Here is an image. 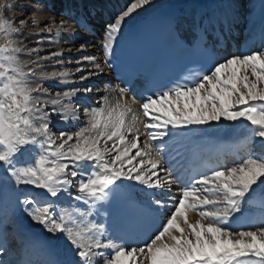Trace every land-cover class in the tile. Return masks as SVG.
I'll use <instances>...</instances> for the list:
<instances>
[{
    "label": "snow or ice",
    "instance_id": "6c2138e0",
    "mask_svg": "<svg viewBox=\"0 0 264 264\" xmlns=\"http://www.w3.org/2000/svg\"><path fill=\"white\" fill-rule=\"evenodd\" d=\"M151 2L133 0L108 25L101 45L105 56H111L126 18ZM4 9L5 5H0V169L15 185L40 190L21 200L33 222L52 235L62 234L82 264H93L96 257L98 264H264V226L233 231L229 223L242 210L254 186L264 183V151L250 154L235 166L219 167L189 180L171 205L163 198H154L151 202L158 209L169 211L160 227L140 244L118 242L107 236L104 223L88 219L96 204L107 201L122 179L159 190L162 195L171 191L178 179L162 166V158H153L152 153H163L165 137L176 130L221 119H243L255 136L264 139V47L233 53L192 81L176 82L143 95L139 107L147 138L142 144V133L135 127L139 117L127 103L110 105L107 96L101 106L86 113V127L56 135L46 111L49 103L61 104L60 111L68 112L72 106L63 102L79 90L56 92L50 100L35 95L48 93V89L30 85L28 77L35 75L36 69L24 70L18 58L22 43L13 38L28 21L20 19V27H15L13 21L4 18ZM66 23L61 21L57 34ZM41 31L51 33L53 29ZM86 50L85 46L78 49ZM84 59L96 71L82 75L81 80L104 72L97 57ZM69 74L65 70L42 73L41 77L63 80ZM126 92L120 89L122 99L126 100ZM131 99L136 102V97ZM129 113H133L131 122L127 121ZM69 118L62 116L64 120ZM69 189L78 193L76 200L89 205V211L62 209L56 215L47 197H58ZM196 209L203 210L199 211L200 219L192 222L189 213Z\"/></svg>",
    "mask_w": 264,
    "mask_h": 264
},
{
    "label": "bare ground",
    "instance_id": "6f19581e",
    "mask_svg": "<svg viewBox=\"0 0 264 264\" xmlns=\"http://www.w3.org/2000/svg\"><path fill=\"white\" fill-rule=\"evenodd\" d=\"M261 2L264 3V0ZM128 3H130L129 0H15L13 2L15 5L13 17L17 19L16 27H20V19L28 21L21 32V39L24 44L23 63L28 68L36 69L34 87L42 85L43 88L48 89V93L39 92L35 95L42 100H50L56 92L79 90L71 100L63 102V104L70 102L72 105V110L68 112L60 111L63 107L61 104L53 106L49 103L48 109L57 108L55 113L48 111L53 114L49 118L54 128L69 132L70 127H74L75 130L86 127V113L101 106L104 103L102 98L107 96L110 105L115 106L119 101L122 105L127 103L133 109V113L139 117L135 122V127L139 128L142 133L140 143L142 144L147 138V133L143 132L144 128L141 123L144 117L139 107L140 102L136 100L134 103L131 99L132 96L128 93L124 94L126 100L121 98V86L111 80L106 67L107 56L101 47L102 43L99 46L100 42L92 41L93 34H99L97 29H101L100 26L107 28L115 20L113 19L115 13L126 9ZM246 3L245 0H152L149 5L126 18L113 47L140 19L155 15L161 9L171 14H177L179 29L183 32L197 24L208 26L206 24L208 21L210 25H217L222 37L228 38L230 43L228 44L229 48H214L215 63L233 53H249L252 49H258L264 45L262 43L264 40V6L259 2L250 0L248 11L246 9L248 6H244ZM74 12L78 14L75 24L59 17V15L65 14L70 16L69 14L72 15ZM120 13L122 12L120 11ZM91 19L97 20V23H93ZM100 20L104 25H100ZM61 21L67 23L65 29L57 34L56 28ZM244 23L245 25L242 26ZM48 27L53 29L51 33L41 31V29ZM242 27L245 29L242 30ZM241 33L242 39L237 40L236 37ZM103 38L105 40L106 35ZM94 44L98 46H94ZM81 46H85L87 50L78 51ZM98 48H100L99 52L97 51ZM54 52H62L63 54L52 56L51 54ZM96 53L101 55L97 56ZM88 56L97 57V62L104 68V72L81 80L82 75L87 76L89 72L96 71L94 65L84 59ZM77 69H81V71H77ZM65 70L69 71L70 74L63 80L43 79L41 77L42 73L63 72ZM95 80H101V82H95ZM88 88L91 91L85 92L84 89ZM82 108L84 111H81ZM133 113L128 114V120L131 121ZM64 115H68L70 118L68 120L61 119ZM253 147L258 152L259 150L264 151V139L253 134L249 122L243 119L237 121L221 119L219 122L176 130L174 134L165 137L163 153L157 156L154 150L152 155L153 158H162V166L176 177L179 171L184 170L186 172L189 170L191 165L187 167V163L203 161L207 157L216 158L217 168L225 167L228 164V167L235 166L237 163L235 159L240 156L245 158L250 154H260L255 153ZM231 151H236L237 155L231 156ZM219 152H221L220 156L216 157ZM132 154H135V150ZM117 186L131 194L144 206L159 212L162 221H164L169 209H158L151 201L154 198H163L166 204L171 205L172 201L180 195L178 188H183L185 182L178 180L172 186L171 191L164 195L159 190L146 189L137 182L128 179L118 181ZM39 191L32 187L15 185L10 175L0 169V236L7 233L5 230H11L8 233L12 232L14 238L11 243L8 241L7 249L0 252V263L19 264L26 259L32 262L31 264H36L40 263L42 257L47 255L51 264H82L62 234L52 235L41 225L33 222L26 214L27 206L23 205L21 200L25 196H32ZM77 195L78 193L74 189H69L67 192H61L58 197H47V199L54 207L56 215H59L62 209L81 208L84 211H89L87 203L75 199ZM102 206L103 202L97 203L95 210L88 219L104 223L108 237L121 243L136 245V239L123 242L113 235L111 227H108L109 224L105 220ZM200 210L203 209L193 210L189 213V219L192 222L200 219ZM244 214H247L248 224L253 230L264 226V183H258L254 186L253 191L246 197L242 210L234 214L230 220V227L233 231L244 230L238 229L233 223L236 216ZM98 262L99 257L94 258L93 264H98Z\"/></svg>",
    "mask_w": 264,
    "mask_h": 264
},
{
    "label": "rangeland",
    "instance_id": "374dc122",
    "mask_svg": "<svg viewBox=\"0 0 264 264\" xmlns=\"http://www.w3.org/2000/svg\"><path fill=\"white\" fill-rule=\"evenodd\" d=\"M130 1V3L131 2H133V0H129ZM247 3L246 4H244V6H248L249 4H248V2L250 1V0H245ZM254 1H256V2H259L260 4H262L263 6H264V3L263 2H261V1H263V0H254ZM13 2H15V0H0V5H5V9L3 10V16H4V18L5 19H9V20H11V21H13V24H14V26L16 27V23H17V19L16 18H14L13 16H14V14H13V11H14V9H15V5L13 4ZM130 3H128L129 5H130ZM129 5H127V6H129ZM261 5V6H262ZM245 7V8H246ZM248 8H249V6L246 8L247 10H248ZM125 9V8H124ZM124 9H122V10H120L121 12L124 10ZM120 11H118V12H116L115 14V16H113V19H116V17H117V15L120 13ZM249 11V10H248ZM121 14V13H120ZM78 16V14H73L72 16H67V15H59V17L60 18H62V19H64V20H69L70 22H74V24L76 23V17ZM92 20V19H91ZM93 21V23H97L96 21L97 20H95V19H93L92 20ZM99 23H101L100 25H104V23H102V21L100 20L99 21ZM245 25V23L244 24H242V26H244ZM247 25V24H246ZM94 28V27H93ZM100 28L101 29H97L98 30V32H99V34H93V38H92V41H97V43H103L104 41V38H103V36H105V35H103V34H105V30L107 29L105 26H100ZM245 29V27H242V30H244ZM101 33V34H100ZM22 34L21 33H18V34H16L13 38L14 39H17L18 41H20L21 43H22V36H21ZM242 34H239V36H237V40H241L242 39V36H241ZM264 39V38H263ZM262 39V40H263ZM0 42H3V37L2 36H0ZM99 43V44H100ZM263 44H264V40H263V42H262ZM98 44V45H99ZM24 44L22 43V46H23ZM93 45V44H92ZM97 44H94V46H98ZM260 45V44H259ZM263 47H264V45H262ZM261 46V47H262ZM261 48H256V49H252V51L253 50H260ZM98 52L100 51V49L98 48V50H97ZM23 52H24V50L22 51V52H20L19 54H18V58H19V60H20V62L24 65V63H23V60H22V56H23ZM97 54V53H96ZM96 54H95V56H96ZM99 55H101V54H99ZM98 54H97V56H99ZM97 60H98V58H97ZM25 66V65H24ZM24 70L25 71H27L28 70V67L27 66H25L24 67ZM28 80H29V83H30V85L31 86H33L34 87V81L36 80L35 79V77H34V75H30L29 77H28ZM95 82H101V80L99 81H97V80H95ZM104 83V82H103ZM99 85V84H98ZM91 88L93 89V86H91ZM59 91L61 90V89H58ZM66 104H70V102H68V103H66ZM72 106V105H71ZM77 109V108H76ZM80 110V109H79ZM84 111V109L82 108L81 109V111ZM46 111H49L50 113H52L51 111H52V108H47L46 109ZM50 116H53V114H50ZM58 117V116H57ZM61 118V117H60ZM62 119V118H61ZM127 121H129V122H131L130 120H128L127 119ZM51 128H52V132L54 133V134H56V135H59V132H60V130L58 129V128H54V126H52L51 125ZM70 131L71 132H76V131H78V129H76L75 130V128L74 127H70ZM73 130V131H72ZM69 131V132H70ZM259 150V149H258ZM23 151L24 150H22V153H23ZM255 152H257V153H261L262 151L261 150H259V152L257 151V150H255ZM243 159H246V158H243ZM242 159V160H243ZM241 160V161H242ZM240 161V162H241ZM237 163H239V162H237ZM236 163V164H237ZM24 186H26V185H24ZM26 187H31V186H26Z\"/></svg>",
    "mask_w": 264,
    "mask_h": 264
}]
</instances>
